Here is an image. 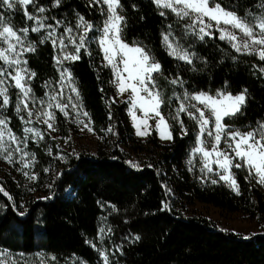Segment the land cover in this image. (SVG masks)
<instances>
[{"label":"trees","instance_id":"trees-1","mask_svg":"<svg viewBox=\"0 0 264 264\" xmlns=\"http://www.w3.org/2000/svg\"><path fill=\"white\" fill-rule=\"evenodd\" d=\"M36 2L46 8L52 24L55 18L62 21L63 28H74L79 13L97 29L89 33L88 51L81 49L80 59L67 67L98 146L94 153L66 154L60 161L49 157L46 148L34 149L41 185L45 169L57 161L62 173L48 182L49 199L25 193L10 180L0 181V250L23 255L43 252L61 260L75 257L97 264L98 257L87 242L96 237L102 209L107 206L104 216L111 240L120 249L119 264H264V234L244 239L218 228L206 217L184 214L187 207L199 203L262 222L264 188L253 178H246L243 168L233 169L239 194L222 182L197 181L196 172L185 166L195 143L196 122L180 114L188 130L182 137L179 124L171 118L178 108L176 96L183 92L215 93L223 89L236 95L247 89L241 113L224 122L235 129L254 127L264 120V72L260 71L264 61L237 53L217 36L200 41L171 14L161 16L151 0H120L124 42L143 46L161 64V71L153 76L165 101L161 113L173 134L168 144H161L155 134L141 141L134 136L126 103L115 99L113 75L97 43L98 29L105 19L99 8L90 6L89 0H61L59 7L52 6L54 0ZM217 2L244 18L249 12L261 11L254 7L258 0ZM28 11L35 10L29 5ZM5 17L15 29L29 28L34 51L26 55V61L35 73L31 90L40 98L46 85L58 78L54 48L39 33L31 32L33 22L26 21L20 12H5ZM167 33L179 46L196 53L199 59L194 65L168 54L162 41V34ZM177 76L183 79V87L171 83ZM8 116L12 130L19 135L17 118L12 111ZM55 119L59 135L68 138L64 119L59 113ZM129 161L139 167H132ZM34 188L39 192L42 187L35 184ZM25 209L24 216L17 215V210Z\"/></svg>","mask_w":264,"mask_h":264},{"label":"snow or ice","instance_id":"snow-or-ice-1","mask_svg":"<svg viewBox=\"0 0 264 264\" xmlns=\"http://www.w3.org/2000/svg\"><path fill=\"white\" fill-rule=\"evenodd\" d=\"M153 3L158 7L170 8L181 19L189 18L191 24L187 25V31H190L200 41H203L205 37L212 38V22H215V30L219 32V40H226L237 53L257 54L259 60L264 61V0H258V3L254 5L261 11L256 14L249 12L247 14L248 18L241 17L233 10H226L217 0H167V2L166 0H153ZM60 4L61 0H54L52 6L59 7ZM29 5L34 8L35 13L28 11ZM89 5L98 7L101 15L105 16L103 27L98 29L100 33L98 43L107 66L112 67L115 77L113 82L117 84L119 92L123 94L131 89L128 113L132 117L133 126L136 128V135L143 137L151 134V126L148 125L151 113V118L159 117L155 126L159 138L172 140L171 125L160 111L165 101L156 90L155 77L153 76L154 72L159 73L161 71V64L152 58L143 46H129L124 42L121 23L125 18L117 11V9L123 7L120 0H89ZM175 5H182V7L177 8ZM5 12L9 14L20 12L26 21L33 22L32 32H38L44 28L51 29L45 39H51L54 48L57 41H59L63 59L73 62L80 59L81 49H84L85 52L88 51L86 45L89 40V33L97 29L94 28L91 22L85 20L83 15L77 13L75 29L81 30L79 34H74V29L68 26L65 27L64 34L57 37L55 35L56 27L60 26L62 21L52 18L53 24L43 23L48 18L37 14L45 13L46 8L43 5L37 6L36 0H0V45L7 44V48L0 46V61H3V64L6 65V67L0 66V85H3L8 78L15 81L14 87L19 89L21 94V98L15 106V111L19 113L22 110L21 104L24 105V109L28 108L26 101L32 91L25 83V78L30 79L35 76L34 72L29 73L26 67H22V65L27 64V61H22L20 56L25 52L34 51V48L31 44H25L29 28L15 29L6 20ZM160 15L164 16L165 13L160 12ZM205 17L208 19L207 23ZM221 25L226 27H221ZM170 27L171 25H169ZM237 30L240 33L239 36ZM170 35L171 33L162 34L163 42L169 49L168 54L188 65H194V61L199 59L196 53L179 45L174 46L169 41ZM65 40H67V43H65ZM69 47H72L74 51H65ZM6 52L9 55H6ZM54 59L60 76L59 84L63 89L66 79L69 85L72 83L71 72L69 68L62 67L60 58ZM120 65L123 67L121 68ZM192 70L195 71V67ZM260 71L264 72V67H261ZM124 73H127L126 77ZM171 83L174 85L179 84L181 87L184 85L183 79L179 76L171 80ZM226 86L227 82H225ZM72 91L76 92V88L73 87ZM246 93L247 89L236 95L223 89L217 90L214 96L207 92L192 94L185 92L183 97H176L179 107L174 110L175 115L171 117L179 124L182 137L188 135V130L184 125V121L180 119V114L185 113L190 120L196 122L198 132L195 137L196 147L193 148L192 152L193 155H201V164L203 165L201 171L207 170V173H212L211 164H216L220 170L216 172V175L219 176L220 180L228 182L229 187L236 186L237 194H239V191L232 174L233 168L245 169L248 174L246 178L258 177L256 182L264 184V121H258L255 127L243 132L239 129H233L224 122L225 117L231 118L241 113L242 107L246 104ZM60 95H63L62 91ZM0 97H3L0 108L7 107L9 105L7 88L0 87ZM49 99L57 101V94L53 92ZM77 99H79L78 93ZM32 102L35 103L34 98H32ZM41 103L44 102L41 101ZM168 103L170 104L171 101H168ZM69 104H71L73 111H76L77 104L72 102L71 96L68 97L67 104L49 103L48 107L58 108L67 117L68 112L66 109ZM137 108L143 112V118L136 116ZM206 113L208 114L206 115ZM27 115L30 121L33 115L32 111L28 110ZM42 115L46 117L44 123L47 124L48 128H53V124L49 123V120L54 121V115L50 112H43ZM84 115L87 116V112ZM78 117L79 112H77ZM37 118L39 119V116ZM21 119L24 118L21 117ZM77 122L84 124L83 120L78 119ZM141 125H144L143 130H141ZM0 126L7 127L6 119H0ZM84 127L88 128V124H84ZM24 131L25 133L35 132L37 136L43 139L41 133L36 132L35 129L25 128ZM89 131H91L90 128ZM108 131L111 132L112 129L109 128ZM3 137L4 132L0 130V142L3 141ZM26 140L27 136L23 141L25 147L27 146ZM12 141H16V137L12 136ZM221 143L224 145L223 148H221ZM15 151L22 153L20 160L27 167V161L24 158L28 153L23 152L19 147V142H17ZM8 158L11 159V154ZM128 163L134 168L139 167L137 164H132L131 161ZM188 163L191 165L193 161L190 159ZM189 170L191 171V168ZM47 171L48 169H45V172ZM59 175H62V173H58ZM30 179H35V177H30ZM211 182L213 184L217 183L215 179ZM4 195L7 196L8 194L5 192ZM9 199L11 198L9 197ZM23 207V205L19 206V208ZM25 214L26 209L23 212L17 210V215L24 216ZM100 231L103 232L104 229L101 228ZM248 238L247 236L244 237V239ZM136 239H139V237H136ZM100 256L103 258V264H109L108 257L103 251H100ZM0 264H4L3 260H0Z\"/></svg>","mask_w":264,"mask_h":264},{"label":"rangeland","instance_id":"rangeland-1","mask_svg":"<svg viewBox=\"0 0 264 264\" xmlns=\"http://www.w3.org/2000/svg\"><path fill=\"white\" fill-rule=\"evenodd\" d=\"M151 1L153 2V0ZM175 6L177 8L182 7V5H175ZM157 8L161 12L171 14L177 20H180L181 22H183V24L186 27L188 24H191V20L189 18L185 17L181 19L175 13H173L170 8H164V7H158V6ZM117 11L120 12V9H117ZM33 13H35V11ZM37 15L48 18V16L45 13L37 14ZM205 22L206 23L208 22L207 17H205ZM43 23L52 24L49 18L44 20ZM212 23H213V29H212L213 35L212 36L219 37V32L215 30V22H212ZM122 24L123 22L121 23V27H122ZM221 27H226V26L221 25ZM73 29H74V34H77V35L81 31V30H76L75 27ZM64 30L65 28H63L61 25L56 27L55 35L58 37L64 34ZM50 31L51 29L44 28L38 32H32V31L31 32L39 33L41 35L40 36L41 39L47 40L52 44L51 39H45V37L48 35ZM237 35L238 36L240 35L238 30H237ZM162 41H163V38H162ZM169 41L173 43L174 46L178 45L171 36H169ZM224 42H226L231 47V45L226 40H224ZM65 43H67V40H65ZM97 43H98V38H97ZM25 44L26 45L31 44L33 46V44L30 42L28 38V35L25 40ZM133 45H138V44L136 43L129 44V46H133ZM163 45L166 51L169 52V49L164 44V42H163ZM0 46H2L3 48H7V44H3ZM98 46H99V43H98ZM100 50L103 55L101 48ZM65 51L73 52L74 49L72 47H69L65 49ZM30 52L31 51L23 53L20 56V59L22 61L26 60V55ZM6 55H9V53L6 52ZM252 56H255L256 58H258L257 54H252ZM57 57L61 59L62 67H67V64L71 62L70 60L63 59L61 48L59 46V41H57V45L54 48V58H57ZM104 62L107 65V62L105 60ZM0 66L6 67V65L3 64V61H0ZM22 67H26L29 70L27 64L22 65ZM108 67L111 69V72L113 75L112 67L111 66H108ZM120 67L122 68L123 66L120 65ZM56 69H57V65H56ZM29 73H32V72L29 70ZM57 73H58L57 81L48 84V86L45 89V93L42 97L40 98L36 97L31 91L29 99L26 101L28 108L24 109V105L21 104L22 110L19 113L15 111V106L19 102V99L21 98V94H20V90L14 87L15 81L12 80L11 78H8L6 79L3 85H0V87L7 88V95L9 97V105L7 107L0 108V119H6V123H7V127L0 126V130L4 132L3 141L0 142V181L10 180L15 185H17V187L21 188L23 192L33 193L38 198H42V199L49 197L51 195L48 182H52L57 176V174L59 173L60 168L58 167V161H60L62 157H65L66 154L75 155L79 153H94L98 146V139L93 134L92 130L89 131V128L91 129L90 123H89L88 117L84 115L85 111L82 107L80 98L77 99V90L76 92L72 91V88L75 87L73 78H72V83L70 85L68 84L67 79H66L65 85L63 89H61V86L59 84V80H60L59 72L57 71ZM154 74L156 73L154 72L153 75ZM124 76L126 77L127 73H124ZM31 80H32V77L30 79L28 77L25 78V83L30 88H31L30 86ZM114 80H115V77L113 75V81ZM113 84H114V89H115V99L118 102H124L127 105L128 119L133 128L135 138L141 141H145L149 136H151L152 134H155L161 144H168L170 141L160 139L158 132L155 130L156 121L159 119V117L151 118L152 117L151 113H150V118L148 119V125L151 126L150 128L151 134L143 136V137L136 135V128L133 126L132 117L128 113V109L130 105L129 97L131 96V89L121 94L119 92L117 84L114 82ZM61 91L63 92L62 96L60 95ZM53 92L57 94V101H51L49 99V97L53 94ZM216 92L209 93V94L214 96ZM184 93L185 92H183L182 94L176 97H183ZM189 94H192V93H189ZM69 96H71L72 102L77 104V109L76 111H73L71 104H69L68 108L66 109V111L68 112L67 117H65L64 114L61 113L58 108L48 107L49 103L55 104L56 102H59L61 105L67 104ZM32 98L35 99V103L32 102ZM2 100H3V97H0V104H2ZM41 101H43L44 103H41ZM177 103L179 107V102L177 101ZM28 110H31L33 113L30 121L27 115ZM9 111H12L14 113L15 117L17 118L19 122L20 130H21L19 135L16 134L11 128V124H10L11 119L8 116ZM43 112H50L54 115V117L56 116V113H59L69 128V132H70L69 137L64 139L63 137L59 135L58 129L56 127V119L54 121L49 120V123L53 124V128L51 129L48 128L47 124L44 123V120L46 119V117L42 115ZM77 112H79L78 118H77ZM207 114L208 113H206V115ZM38 116H39V119L37 118ZM136 116L139 118H143V112H141L139 108L136 109ZM21 117H23L24 119L22 120ZM226 118L228 117H225V119ZM78 119L83 120L84 124H88V128H85L84 124L78 123L77 122ZM140 127H141V130H143L144 125H141ZM25 128L35 129L36 132L41 133L43 139H41L40 136H37L35 132L25 133L24 131ZM251 128L239 129V130L243 132ZM197 132H198V127H197ZM12 136L16 137V141H12ZM25 136H27V140H26L27 146L26 147H25V143L23 142ZM205 139L207 138L205 137ZM17 142H19V147L23 150V152L28 153V155L24 158L27 161V167H25L23 162L20 160L22 153L15 151L17 147ZM194 147H196V143H194L193 147L189 150L188 158L186 160L185 166L188 170L191 168V172L193 171L196 172L197 181L201 182L202 184H209V183L212 184L211 181L215 179L217 182L224 183L233 192H237L236 186L229 187L228 182H225L219 179V176L216 175V172L220 170L217 168L216 164L214 163L211 164V167L213 169L212 173H207V170H205L204 172L201 171V168L203 166L201 164V155L200 154L193 155L192 150ZM223 147L224 145L223 143H221V148ZM36 148H44V149L46 148L47 155L49 157H54L58 160L57 163H55L51 168H48L47 172L44 171V175L40 178V180L43 181L42 185L39 182L38 174L36 172L37 159L34 153V149ZM9 154H11V159L8 158ZM190 159L193 161L191 165L188 163ZM233 169H232V174H233ZM25 173H27V175H25ZM33 176L35 177V179H30V177H33ZM252 178L255 181H257L258 179V177H252ZM35 184H38L42 187L39 192L34 191ZM260 185L264 188V184H260ZM68 193L69 191L66 192V194ZM107 209H108L107 206L103 207L102 209L103 214L101 215L98 221L97 235L94 239L88 240L87 244L96 253L98 257L97 264H103V258L100 256V251H103L104 254L108 257L109 264H119L118 257L120 255V249H119V246H116L111 240L110 229L106 222V217L104 216ZM184 214L186 216L196 215V216L206 217L208 220L214 223L218 228L222 230L232 231L243 237L245 236L249 237L255 234H264V221L257 222L256 220H252L248 218L247 216L240 214V213H234V214L224 213V212H221L219 209L213 208L211 206L195 203L194 205L187 207ZM101 228L104 229L103 232L100 231ZM53 258L55 257L52 255L43 253V252H34L29 255H20L19 253L12 254L6 250H0V260H3L4 264H86L82 260L75 258V257H68L64 260L57 259V258L53 259Z\"/></svg>","mask_w":264,"mask_h":264}]
</instances>
